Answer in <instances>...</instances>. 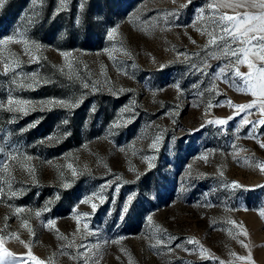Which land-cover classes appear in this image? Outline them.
Returning a JSON list of instances; mask_svg holds the SVG:
<instances>
[{
    "label": "rangeland",
    "instance_id": "1",
    "mask_svg": "<svg viewBox=\"0 0 264 264\" xmlns=\"http://www.w3.org/2000/svg\"><path fill=\"white\" fill-rule=\"evenodd\" d=\"M242 2L5 0L0 264H264V97L209 44Z\"/></svg>",
    "mask_w": 264,
    "mask_h": 264
},
{
    "label": "snow or ice",
    "instance_id": "2",
    "mask_svg": "<svg viewBox=\"0 0 264 264\" xmlns=\"http://www.w3.org/2000/svg\"><path fill=\"white\" fill-rule=\"evenodd\" d=\"M190 2V0H189ZM248 0H244V2L238 4V7H244L245 3H247ZM5 3V0H0V7L3 6ZM61 5H64L65 0H60ZM252 6L253 7H260L261 9H264V0H260V3L257 4L256 0H251ZM182 7L186 5H181ZM231 6V5H229ZM209 7H213V5H209ZM203 11V10H201ZM243 19L239 18V14L237 16H227V15H222L220 16V22L223 21H228L230 22L227 26H221L220 22L213 21L214 24H216L218 27H220V31L222 35H219L218 37L213 35V33H209V36L211 37L209 40V44H216L217 39L223 42V48L220 51V54L217 55L215 58L220 59L221 57H234L235 62L233 63L232 60H229L228 64H225L224 67H221L219 69V73H217V76H223L227 71H229L232 68H235L234 75L239 76V77H247L244 80V84L246 88H239V91H245V90H253L254 88L256 90L252 91L253 95L257 94V91L259 92V95L261 97H264V66H257L254 64L251 60H249V55L255 57L259 61H264V11L259 13L258 15H252L249 13H243ZM116 29L113 28L109 32V37L111 38L112 32H115ZM225 37H231V41H228L225 39ZM13 38L8 37L7 40L11 41ZM255 42V43H254ZM195 43V41H193ZM236 44L237 47L233 48L232 45ZM243 45V46H240ZM37 47H39L37 45ZM219 48L220 45H217ZM255 49V51H253ZM243 54V58H241L240 54ZM63 55L68 56L69 53H63ZM247 62L248 68L250 70L249 73H242L239 71V65ZM161 67H164L163 65ZM207 67H211L208 65ZM7 68V66H6ZM255 69L256 75L253 77L251 75V70ZM255 81V84L253 83ZM84 87H88L87 84L84 85ZM176 87H179L177 84ZM13 101L10 99L9 104L11 105ZM17 105L20 104H28L29 102L26 101H16L15 102ZM47 103H57L60 104L61 106H67V107H73L75 105H67L65 104L64 101H48ZM254 103V102H253ZM3 105L0 104V107ZM236 108H238L241 112L244 111L245 109L251 108L252 104H237L235 105ZM12 110H17V111H23L25 114H27V111L22 108L18 107L16 109L9 108V111ZM261 111L264 112V101L261 102ZM230 119V118H229ZM213 121H209V123H212ZM66 123V121H65ZM214 123L217 124H225L227 123L226 119H217L214 121ZM244 124H252V121H249L245 119L243 121ZM260 124L264 125V119H261L259 121ZM203 126V125H202ZM49 139H52V137H49ZM155 146V144L153 145ZM261 147H264V144L260 145ZM149 168L153 167L154 165L149 163ZM69 168L72 167L71 164L68 165ZM76 172L75 170L73 171V175H75ZM235 183V182H234ZM64 187H69L68 184H65ZM106 186H102L101 191H103V188ZM264 187V186H262ZM118 191V188H117ZM133 199L132 196L128 197V201L124 204L123 206V212L126 213L128 210V206ZM89 200L85 199L82 201V203H88ZM103 202V201H101ZM93 209L96 208L95 204H92ZM21 211V209H17V212ZM40 213H37L39 215ZM87 215V214H85ZM261 215L264 216V211L261 212ZM149 220L152 219L151 216L148 217ZM48 225H54L55 221L53 220H48L47 221ZM87 227V225H85ZM247 233H245L246 235ZM194 241L192 239L188 240V243H193ZM243 243V241H241ZM246 246V245H245ZM83 247V245H82ZM177 247H180V245H177ZM187 250V249H185ZM243 259V257H241ZM85 264H87V261H85Z\"/></svg>",
    "mask_w": 264,
    "mask_h": 264
}]
</instances>
